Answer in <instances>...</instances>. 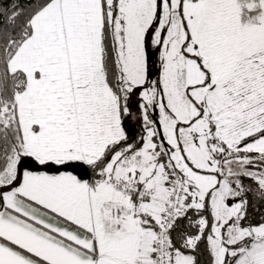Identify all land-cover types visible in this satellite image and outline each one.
Here are the masks:
<instances>
[{"label": "snow or ice", "instance_id": "1", "mask_svg": "<svg viewBox=\"0 0 264 264\" xmlns=\"http://www.w3.org/2000/svg\"><path fill=\"white\" fill-rule=\"evenodd\" d=\"M0 264H264V0H0Z\"/></svg>", "mask_w": 264, "mask_h": 264}, {"label": "trees", "instance_id": "2", "mask_svg": "<svg viewBox=\"0 0 264 264\" xmlns=\"http://www.w3.org/2000/svg\"><path fill=\"white\" fill-rule=\"evenodd\" d=\"M201 259H205V257H201Z\"/></svg>", "mask_w": 264, "mask_h": 264}]
</instances>
